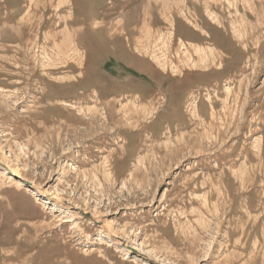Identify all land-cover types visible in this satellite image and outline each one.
Wrapping results in <instances>:
<instances>
[{
  "label": "rangeland",
  "instance_id": "rangeland-1",
  "mask_svg": "<svg viewBox=\"0 0 264 264\" xmlns=\"http://www.w3.org/2000/svg\"><path fill=\"white\" fill-rule=\"evenodd\" d=\"M0 264H264V0H0Z\"/></svg>",
  "mask_w": 264,
  "mask_h": 264
},
{
  "label": "bare ground",
  "instance_id": "bare-ground-1",
  "mask_svg": "<svg viewBox=\"0 0 264 264\" xmlns=\"http://www.w3.org/2000/svg\"><path fill=\"white\" fill-rule=\"evenodd\" d=\"M99 22H101V21H99ZM101 25V24H100ZM108 29V28H107ZM86 34V35H85ZM84 35L85 36H82V37H80L82 40L85 38V37H89L90 39H91V41L93 42V38H95L98 34H94V35H90L89 33H85ZM69 35V34H68ZM80 38H78V39H80ZM78 41H80V40H78ZM84 41V40H83ZM90 41V42H91ZM69 42H70V40H69ZM85 42V41H84ZM68 43V42H67ZM72 43V42H71ZM71 43H69L70 45H71ZM88 44V43H87ZM91 44V43H90ZM93 44H94V42H93ZM86 45V44H85ZM92 45V44H91ZM87 47H88V45H87ZM94 47H96V46H94ZM70 48V47H69ZM97 48V47H96ZM92 50H94V48L93 49H91V52H92ZM97 50V49H96ZM151 56V55H150ZM153 60H154V62L155 63H157V65H159L160 67H162L163 69H164V64H163V62H162V60L160 59V58H158V57H156V56H154L153 57ZM201 61L202 62H205V59H201ZM133 62V63H132ZM131 65L133 66V67H135V68H139V69H143V68H145V67H143L142 66V63L140 62V61H137V60H131ZM158 66V67H159ZM159 67V68H160ZM101 240V239H100Z\"/></svg>",
  "mask_w": 264,
  "mask_h": 264
}]
</instances>
